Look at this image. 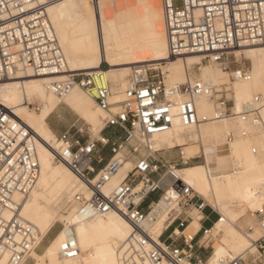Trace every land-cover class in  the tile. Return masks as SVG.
<instances>
[{
	"label": "built area",
	"instance_id": "built-area-1",
	"mask_svg": "<svg viewBox=\"0 0 264 264\" xmlns=\"http://www.w3.org/2000/svg\"><path fill=\"white\" fill-rule=\"evenodd\" d=\"M51 1L0 0V82L18 71L29 70L36 76L65 72L66 58L47 14ZM161 4L169 57L198 53L204 61L231 69L236 48L264 44V0H161ZM65 73L63 79L50 83L53 92L63 96L80 86L90 91L107 113L101 130L104 138L83 139L71 128L57 135L55 160L66 163L84 187L71 200L79 214L90 217L116 211L129 221L131 231L120 248L122 264H211L221 233L217 223L223 215L176 172L200 154L185 157L179 148L177 157L166 159L159 154L160 149H155L152 136L170 129L176 117L187 126L208 120L198 112V96L218 102L216 118L237 114L261 123L262 96L245 102L236 113L224 90L201 79L177 83L170 88L172 96H167L161 70L152 63H136L125 97L112 102L111 86L97 82L99 70ZM231 74L249 77L245 65H236ZM115 103L117 110L113 108ZM105 127H118L124 134H104ZM103 146H109L106 157L101 153ZM127 158L135 160L134 165L120 182L107 189ZM39 174L32 129L0 106V264L27 263L32 250L38 249L43 240L14 200L16 193L29 195ZM195 212L202 214L200 226L186 233ZM252 215L261 229L253 239L255 249L216 256V264H264V207L253 210ZM160 220L162 228L156 233L154 226ZM59 251L65 258L80 254L72 226L67 228ZM5 254L8 258L2 262Z\"/></svg>",
	"mask_w": 264,
	"mask_h": 264
},
{
	"label": "bare ground",
	"instance_id": "bare-ground-1",
	"mask_svg": "<svg viewBox=\"0 0 264 264\" xmlns=\"http://www.w3.org/2000/svg\"><path fill=\"white\" fill-rule=\"evenodd\" d=\"M47 14L66 58L65 72L99 70L97 82L111 86L112 102L125 97L136 63H152L161 70L167 96H172L170 88L175 84L194 79L214 86L231 84L234 113L240 112L243 104L252 101L256 95L262 96L261 123L242 119L237 114L216 118L218 102L198 96V112L208 120L187 126L176 117L170 129L152 136L155 149L179 146L185 157L202 152L203 163L187 164L176 168V172L223 215L217 227L229 241L214 245L211 264H216V256L238 254L248 248L253 251V239L261 234L260 226L254 223L252 231L244 232L240 225L247 220L242 218L245 212H239L238 208L246 206L253 211L264 207V89L260 85L264 77V44H248L233 51L236 60L243 53L251 61V74L247 67L248 78L233 77V69H225L211 60L203 63L202 55L198 53L169 57L161 0H53L47 5ZM103 63L107 64L106 69ZM193 64H200L198 76L190 73ZM127 71L129 74L124 80L122 75ZM65 72L36 76L29 70L18 71L0 82V106L8 108L32 129L40 161L35 186L28 196L16 193L14 200L20 205L21 215L35 225L41 239L56 221L64 222L42 252L32 250L33 264H122L120 248L131 231V224L116 211L90 217L80 215L71 200L77 191L83 190V184L66 163L54 158L53 150L59 146V139L47 117L60 102L84 118L96 137H105L101 130L107 113L90 91L75 86L59 96L50 88V83L63 79ZM108 76L113 77L114 84ZM218 90L226 91L224 88ZM35 96L44 102L39 112L28 107L35 103L29 101ZM113 108L117 110L118 104H113ZM225 136L232 140L227 141ZM193 142L200 144L196 151H193ZM134 163L132 158L125 159L106 188L120 182ZM209 194L213 199L208 197ZM64 198L72 206L66 210V215L61 212ZM201 215L195 212L186 233L199 228ZM69 226H72L81 250L73 258L62 257L59 251ZM161 228L162 220L156 223L154 231L158 233ZM7 258L8 254H5L2 262Z\"/></svg>",
	"mask_w": 264,
	"mask_h": 264
},
{
	"label": "rangeland",
	"instance_id": "rangeland-1",
	"mask_svg": "<svg viewBox=\"0 0 264 264\" xmlns=\"http://www.w3.org/2000/svg\"><path fill=\"white\" fill-rule=\"evenodd\" d=\"M160 2V0H159ZM239 60H236L235 54L233 53L231 58L234 60L231 63V69H233L236 65H245L246 67H248L249 71L251 69V61L249 58L244 57V54H240L238 55ZM172 59H176V58H172ZM203 63H207L206 61H203ZM104 69L107 68V64L103 63L102 64ZM199 66L200 64H193L191 65V67L189 68L190 73L192 76H198L200 74V70H199ZM221 67V66H219ZM229 69V70H231ZM228 70V71H229ZM129 74V71H127L124 75H122V79L126 80L127 75ZM251 74V71H250ZM111 80V82L113 83V77L112 76H108ZM229 78H231V80H234L230 75ZM114 84V83H113ZM261 88L264 89V77L262 78L261 82H260ZM218 89L220 88H224L226 91H224V94H226V97L229 100V105L233 106L234 105V94H233V90H232V86L229 83L226 84H222L220 86H216ZM229 87V90L226 88ZM85 92H87L85 90ZM88 93V92H87ZM89 94V93H88ZM29 101H34L35 103H32L30 105H27L30 109H33L35 112H39L43 105L44 102L41 98L39 97H32V99H29ZM39 104V109L33 107V105H38ZM234 109V107H233ZM47 120L49 122V125L51 126V128L55 131V133L60 134L62 133L64 130L71 128L74 131H76L77 135H79L80 137H82L83 139H87L90 137H94L96 138V135H94V133L92 132L91 128H90V124L85 121L84 118H82L81 116H79L73 109H71L68 105H66L64 102H60L57 107L53 110V112L47 117ZM111 127H105L103 133L106 134L107 130L110 129ZM102 134V133H101ZM226 137V136H225ZM226 140H232V139H228L226 137ZM198 145H200L199 143H194L193 142V151H196L198 148ZM101 153L103 156H108L109 154V146H103L101 147ZM179 152V147H175V148H169V149H162L159 154L161 156H163L166 159L172 160L175 157H177V154ZM202 153V152H201ZM201 153H198L201 154ZM55 165H60V163L58 162H53ZM197 163H203V156L200 155L199 157H197L195 160H193V162H190L189 165L191 164H197ZM210 199H213V196L211 194H209L208 196ZM70 201H68L66 198L63 199V202H61V212L63 214H67L66 210L67 209H71L72 206L68 205ZM211 203V202H210ZM212 204V203H211ZM209 209V208H207ZM210 210V209H209ZM239 212L244 211L245 213L243 214L242 218H245V221L243 220V223L240 225V228L244 231H252L255 227V224H258V221L256 220L255 216L252 215V210L249 209L246 206H242L238 208ZM251 210V211H250ZM250 219V220H249ZM251 220H253V222L251 223ZM64 226V222L61 221H56L54 223V225H52V227L49 229V231L46 233V235L43 237V240L41 242V244L39 245V248L36 250L38 253L42 252L45 248V246L50 242L51 238L54 236V234L61 229ZM247 226H252L251 230H247ZM194 230V229H193ZM220 239V240H219ZM228 238L226 237V235H224V233H220L215 244L217 242L220 243H228ZM238 253V252H237ZM35 262V258L32 255V257L28 260V262L26 264H33Z\"/></svg>",
	"mask_w": 264,
	"mask_h": 264
},
{
	"label": "crops",
	"instance_id": "crops-1",
	"mask_svg": "<svg viewBox=\"0 0 264 264\" xmlns=\"http://www.w3.org/2000/svg\"><path fill=\"white\" fill-rule=\"evenodd\" d=\"M106 134L113 135V136H122L124 134L123 130L118 127H111L107 130ZM207 212H209V209H206ZM215 215L213 214V217ZM209 223V222H208Z\"/></svg>",
	"mask_w": 264,
	"mask_h": 264
}]
</instances>
